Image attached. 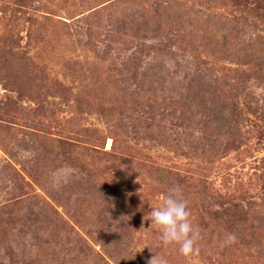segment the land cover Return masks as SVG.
Masks as SVG:
<instances>
[{
    "label": "rangeland",
    "instance_id": "374dc122",
    "mask_svg": "<svg viewBox=\"0 0 264 264\" xmlns=\"http://www.w3.org/2000/svg\"><path fill=\"white\" fill-rule=\"evenodd\" d=\"M161 258L264 264V0H0V264Z\"/></svg>",
    "mask_w": 264,
    "mask_h": 264
},
{
    "label": "clouds",
    "instance_id": "9594fccd",
    "mask_svg": "<svg viewBox=\"0 0 264 264\" xmlns=\"http://www.w3.org/2000/svg\"><path fill=\"white\" fill-rule=\"evenodd\" d=\"M148 219L160 230L163 245L178 244L179 252L184 256L198 253L195 241L199 237V232L189 220L187 201L182 198V190L178 186L169 189V194L164 197L162 205L153 208ZM156 264H167V261L161 258Z\"/></svg>",
    "mask_w": 264,
    "mask_h": 264
}]
</instances>
